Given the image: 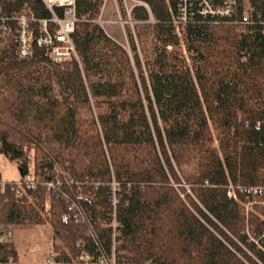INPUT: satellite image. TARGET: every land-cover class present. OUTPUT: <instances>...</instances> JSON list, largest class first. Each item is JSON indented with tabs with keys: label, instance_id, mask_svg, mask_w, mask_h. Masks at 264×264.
I'll use <instances>...</instances> for the list:
<instances>
[{
	"label": "trees",
	"instance_id": "obj_1",
	"mask_svg": "<svg viewBox=\"0 0 264 264\" xmlns=\"http://www.w3.org/2000/svg\"><path fill=\"white\" fill-rule=\"evenodd\" d=\"M101 1L75 0L79 61L0 49V154L21 175L59 163L79 182L53 192L47 210L41 188L0 189V224H49L56 260L68 264L95 249L119 264H264V237L261 247L251 239L252 223L258 238L264 222L244 217L242 195L226 194L229 182L264 185V26L239 31L196 16L182 31L186 57L170 11L178 0H138L148 6L130 12L141 58L94 21ZM23 6L49 16L40 0H0V16ZM91 101L105 109L83 122L80 106ZM72 202L82 217L63 221ZM0 264L27 263L6 241Z\"/></svg>",
	"mask_w": 264,
	"mask_h": 264
},
{
	"label": "built area",
	"instance_id": "obj_2",
	"mask_svg": "<svg viewBox=\"0 0 264 264\" xmlns=\"http://www.w3.org/2000/svg\"><path fill=\"white\" fill-rule=\"evenodd\" d=\"M49 12L46 18H38L29 8L21 9L19 12L0 16V39L10 41L14 47V53L18 58L32 56L36 49H44L48 59L54 64H63L72 60L79 61L78 52L73 41L72 34L75 31L78 17L76 14L75 0H40ZM105 1L100 5L99 14L94 20L102 29L103 24L107 22L101 19L105 7ZM115 1V0H114ZM139 5V2L135 3ZM117 7V4L115 2ZM147 7V5H144ZM118 10V8H117ZM171 11L172 24L177 36H181L185 25L192 21L196 16H201L211 23H224L233 25L256 24L264 26V0L262 7L257 9L251 3L238 7L237 0H178L176 12ZM130 17V11L127 12ZM150 22H153L150 16ZM117 22L120 28H123V20L118 15ZM78 181L60 173L53 168L50 173L37 175L34 173L33 166L29 165L19 180L6 182L0 178V189L10 187L16 196H21L24 189L41 188L45 191L46 197L53 192L58 191L63 185H78ZM117 183H111V192L113 204H115ZM227 196L238 199V195L243 196L240 204L243 207V215L247 219L252 212V216H258L264 220V185L252 186H233L230 182L227 185ZM66 200L68 196L64 194ZM48 205L45 203V210ZM69 212V213H68ZM68 212L62 215L63 221L73 219L79 221L82 217L81 212L77 210L72 202L68 206ZM110 223L113 233L117 223L115 213H112ZM3 226L0 224V243L6 242L2 235ZM115 235V234H114ZM264 237V228L261 235L253 239L258 247H261L259 239ZM264 251V248L261 247ZM91 254L82 250L73 262L74 264H119L114 251L107 254L103 250L95 249ZM27 252H30L28 249ZM42 264H68L56 260V252L52 248L46 255Z\"/></svg>",
	"mask_w": 264,
	"mask_h": 264
},
{
	"label": "rangeland",
	"instance_id": "obj_3",
	"mask_svg": "<svg viewBox=\"0 0 264 264\" xmlns=\"http://www.w3.org/2000/svg\"><path fill=\"white\" fill-rule=\"evenodd\" d=\"M103 2L104 0L101 1V5ZM115 2L117 4V7L115 5ZM136 2H139V5H146L145 3L138 0H106L101 19L107 20V22L103 24V31L108 37H110L117 44L121 45L129 55H132V46L135 45L139 56L142 58V54L140 51V42L136 35L137 31L134 26V21L131 19V17H129L127 13L128 11L131 12V8L136 5ZM247 2L251 3L250 0H238V4L240 6L246 4ZM24 8L28 9L27 6H23L21 9ZM146 8H148V6ZM118 15L123 20V28H120L117 22ZM237 29L239 31L244 30V26L238 25ZM177 37L180 42L182 52L187 57L182 34L181 36ZM146 44L149 48L150 43L146 41ZM11 45L12 44L10 43V41L0 40V49L10 48ZM93 79L95 80L96 78L94 77ZM54 88V92L58 95V97H61V95H59V86L55 84ZM103 109H105V105H102V108L97 109L93 101H91L89 104H82L80 106V117L83 122L89 121L92 118H95L97 112ZM210 132L214 140V146L218 147L216 133L211 125ZM53 168L57 169L60 173L65 175V170L59 163H54ZM187 168L191 169V166ZM0 178L6 182L17 181L20 178L18 165L15 162L7 159L3 154H0ZM45 203L49 208V197H46ZM255 217L264 222V220L259 218L258 216ZM253 231L254 224L252 223V238L256 239L257 237H255V233ZM2 235L8 242H11L14 245L18 260L22 263L42 264L46 259V255L51 251L52 248L57 251V247H61V242L59 239H52V229L49 224L13 225L10 227H3ZM28 249L30 250V252H27Z\"/></svg>",
	"mask_w": 264,
	"mask_h": 264
},
{
	"label": "crops",
	"instance_id": "obj_4",
	"mask_svg": "<svg viewBox=\"0 0 264 264\" xmlns=\"http://www.w3.org/2000/svg\"><path fill=\"white\" fill-rule=\"evenodd\" d=\"M8 159V158H7ZM12 162H15V161H12ZM16 163V162H15ZM17 164V163H16ZM19 173H20V171H19ZM21 175V174H20Z\"/></svg>",
	"mask_w": 264,
	"mask_h": 264
},
{
	"label": "water",
	"instance_id": "obj_5",
	"mask_svg": "<svg viewBox=\"0 0 264 264\" xmlns=\"http://www.w3.org/2000/svg\"><path fill=\"white\" fill-rule=\"evenodd\" d=\"M18 170L20 171V173H21V169L20 168H18Z\"/></svg>",
	"mask_w": 264,
	"mask_h": 264
}]
</instances>
